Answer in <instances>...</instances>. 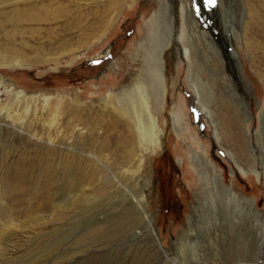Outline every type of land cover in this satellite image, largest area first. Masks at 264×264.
I'll return each instance as SVG.
<instances>
[{
  "label": "rangeland",
  "instance_id": "rangeland-1",
  "mask_svg": "<svg viewBox=\"0 0 264 264\" xmlns=\"http://www.w3.org/2000/svg\"><path fill=\"white\" fill-rule=\"evenodd\" d=\"M120 1L0 0V16L4 11L23 15L46 3L59 7L57 19L51 13L41 22L22 23L24 33L0 31V89L5 105L15 106L19 96L30 98L21 110L31 104L46 111L58 107L62 113L56 131L50 130V117L41 123L32 116L44 139L51 132L52 142L0 125V264H264V78L259 73H264V62L252 65L256 54L243 39L242 0H166L174 29L185 23L184 37L196 50V63L218 77L215 49L224 56L227 81L194 63L195 75L217 96L211 106L226 132L223 143L215 138L209 114L193 99L189 69L182 66L177 72L172 60L174 55L184 60V48L174 40L175 48L166 54L165 109L158 94L150 93L162 147L134 146L145 165L143 177L129 185L137 194L148 181L138 217L113 187L115 175L108 167L97 168L91 184L76 182L85 165L66 155L69 113L93 109L108 123H132L122 94L133 88V70L141 62L136 49L149 43L159 2ZM116 13L113 25H105ZM42 14L47 15L45 7ZM12 23L5 22L6 30ZM238 94L246 99L249 115ZM179 96L186 100V120L176 125L172 118ZM228 112L241 141L229 135ZM186 121L193 131L179 136L177 129ZM99 132L86 134L96 150L105 144V135L121 137L114 130L102 137ZM191 134L209 148L212 166ZM73 146L76 152L81 148Z\"/></svg>",
  "mask_w": 264,
  "mask_h": 264
},
{
  "label": "bare ground",
  "instance_id": "bare-ground-1",
  "mask_svg": "<svg viewBox=\"0 0 264 264\" xmlns=\"http://www.w3.org/2000/svg\"><path fill=\"white\" fill-rule=\"evenodd\" d=\"M159 2V8L155 16H153L150 24V39H147L148 44H139L136 52L139 53L140 63L137 65V69L133 70V80H132V89L129 91L123 92V99L121 101L127 104V112L132 119V123H127L126 120H123L124 123L118 122H110L108 123L103 119L102 116L98 115L97 110L91 109L89 113L80 110V112L71 111L67 116V125L70 130V134L66 137V145L69 149L66 152L68 157L75 156L80 161H83L85 165V169L83 170V174H81V179L79 181L76 180L77 183L83 181L84 184H91V181L94 175H96L97 168L99 167H108L115 175L114 188L117 190H121V197L127 200V207L132 210L133 214L138 217L136 208H144L145 206V195L143 193L142 187L147 186L148 181L143 180V186L141 185L138 189V193H134L132 191L130 182L139 181L141 177H143V168H144V159L141 155H137L134 153V146L139 145V147H144L148 150L149 147H153L154 149H160L162 147L161 142V126L159 123V119L154 112L153 100L150 93L158 96V102L163 109H165L166 104V90H165V82H166V63L167 57L166 54L175 48L174 40H177V43L183 45V54L184 60L179 59L178 57H173V62L175 67L177 68V72L181 71L182 66H186L189 70V88L193 91V99L198 101L199 109L205 110L207 112L213 122V128L215 131L216 140L222 144L223 143V135L226 132H223L222 127H219L216 121L217 115L214 113L212 109V103L216 105L217 96L214 97V91L210 90L208 86H205L202 81V78L196 72V65L194 67L196 50L194 46L187 42L184 34L185 32V23H182L181 27H176L174 29L175 23L171 22V16H169L167 2L166 0H156ZM94 2V1H93ZM120 0H111V4L118 5ZM17 3V2H16ZM91 3V2H90ZM52 3H46L41 7L31 8L28 11H24L21 16L18 12H3V16H0V31H5L8 34L13 32L14 35L18 33H24L25 29L22 25L25 23L32 22H41L46 19L49 15H55L54 18L57 19L58 15L54 14L59 11V7L53 8ZM89 3L86 2L85 5ZM92 4V3H91ZM106 6V5H105ZM43 7H45L46 13L42 14V17H39L40 11H43ZM50 7V8H49ZM242 7L246 17L242 22V30H243V39L250 42L251 44H246V48L251 51L254 49V53L256 54V62H253L252 65H255L257 62H264V0H242ZM61 8V7H60ZM97 8V7H95ZM93 9V8H92ZM15 10V9H14ZM17 10V9H16ZM27 10V9H26ZM62 11V10H61ZM156 12V11H155ZM168 14V15H167ZM76 16V15H75ZM80 16V15H78ZM118 13H116L112 19H110L107 26H112L113 23L118 18ZM187 15L185 16L187 18ZM74 17V16H72ZM167 17V18H166ZM184 19V18H182ZM170 20V21H169ZM17 22L16 24L12 22ZM5 22H11L13 24L12 28L6 30ZM72 22V21H71ZM245 22L246 25L245 26ZM79 23V21H78ZM77 23V24H78ZM82 23V22H81ZM100 26V25H99ZM98 26V27H99ZM84 29V28H83ZM106 32H101L100 36L104 37ZM12 35V37L14 36ZM98 36V38L100 37ZM187 36V35H186ZM188 38V37H187ZM14 39V38H13ZM66 44H71V38H66ZM22 40V39H21ZM74 43V42H73ZM22 44H29L25 40L22 41ZM178 44V45H179ZM177 46V45H176ZM219 49V48H218ZM217 48L215 50L218 51L217 62L220 66L219 76L214 75L213 70H209L204 63L198 64L202 70L206 72H210L212 76H216L217 80L225 79L227 81L226 73H225V61L224 56L220 50ZM173 51V50H172ZM175 53V52H173ZM182 55V54H181ZM213 55V54H212ZM239 58V55L236 54ZM223 58V59H222ZM253 61V60H252ZM115 64H113L114 66ZM261 76L264 78V73L259 71ZM132 75V74H131ZM176 84V79L174 80ZM176 86V85H174ZM237 93V90H235ZM4 90L0 89V125L2 127L8 126L13 129H20L24 131L27 135L32 138L37 137L39 140L45 141H54V137L51 132L44 139L43 133H39L37 130L38 125H35V120L32 118L34 116L41 123L47 119V117L51 118V123H49V127L51 131L58 130L57 128L62 127L61 116L62 113L55 110L50 109L46 111L43 108H38V105H29L27 104L24 109L21 110V103H25V101H29V99H21L19 96L15 106L5 105L1 98V94ZM243 95V94H242ZM239 96V94H238ZM241 96V95H240ZM238 97V100L242 103L245 108L246 114L249 115L248 103L246 99H242ZM226 97V95H225ZM227 98V97H226ZM230 103L229 99L227 98ZM186 100L184 97L179 96V102L176 103L177 110L173 113V121L174 124L179 125L184 120V116L186 115ZM185 103V104H184ZM50 104V103H48ZM60 106V105H59ZM240 113L242 114L241 109L239 108ZM30 113H32L30 115ZM262 113V112H261ZM30 115V116H29ZM246 117V116H245ZM187 118V117H186ZM233 116L230 112H228L227 126L228 130L231 131L230 136L234 135L241 141V135L236 130V121L233 120ZM247 122H249V118H247ZM188 120V119H187ZM264 121V120H263ZM40 123V124H41ZM230 127V129H229ZM67 128V126H66ZM67 129V130H68ZM96 130H101L103 134L99 135L102 137L105 131H116L120 133V138L117 137L115 132H111V138L105 139L107 135L104 136V143L101 145H96L97 150L89 145L87 141L86 134H94ZM193 131V127L191 126L189 121H186L183 129H177V133L179 136H183L184 132ZM59 134V133H58ZM67 134V133H66ZM186 134V133H185ZM190 134V133H188ZM257 138L261 141L262 133L256 132ZM193 137V143H197L201 150L204 152L202 155L203 158L207 161V163L212 166L213 161L207 156L210 152L209 148L204 147L201 144L200 139L197 134H191ZM185 137V136H184ZM189 137V136H188ZM237 141V139H236ZM74 144H80L81 148L76 152L73 148ZM78 146V145H77ZM76 146V147H77ZM210 146V142H209ZM79 148V147H78ZM77 148V149H78ZM233 156V155H232ZM235 164L237 168L246 175L245 169L241 167L238 163V159L233 156ZM88 167L91 171H88ZM256 175L260 176V172H257L254 169ZM96 173V174H95ZM83 184V185H84ZM149 186V185H148ZM84 187V186H83ZM245 196V195H243ZM218 203V202H216ZM140 219H142V215L139 214ZM150 220V219H149ZM149 224V222H147ZM2 235V234H1Z\"/></svg>",
  "mask_w": 264,
  "mask_h": 264
},
{
  "label": "snow or ice",
  "instance_id": "snow-or-ice-1",
  "mask_svg": "<svg viewBox=\"0 0 264 264\" xmlns=\"http://www.w3.org/2000/svg\"><path fill=\"white\" fill-rule=\"evenodd\" d=\"M209 2L211 3V2H214V0H209Z\"/></svg>",
  "mask_w": 264,
  "mask_h": 264
}]
</instances>
